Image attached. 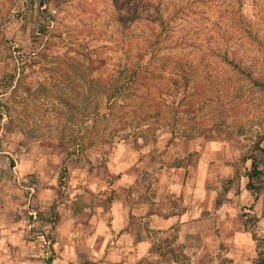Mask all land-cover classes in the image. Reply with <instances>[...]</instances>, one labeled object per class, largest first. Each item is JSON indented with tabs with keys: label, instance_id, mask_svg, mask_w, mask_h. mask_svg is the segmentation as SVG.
<instances>
[{
	"label": "rangeland",
	"instance_id": "1",
	"mask_svg": "<svg viewBox=\"0 0 264 264\" xmlns=\"http://www.w3.org/2000/svg\"><path fill=\"white\" fill-rule=\"evenodd\" d=\"M138 9L145 18L135 17ZM158 17L171 18L159 53L171 51L161 75L171 86L160 105L170 107L171 124L180 120L177 128L192 132L191 139L170 140L164 128L154 144L136 149L93 136V125L81 123L76 111L80 89L73 65L87 72L105 66L89 78L110 75L123 64L145 66L146 48L161 30L153 22ZM183 67L188 79L181 86ZM81 143L87 146L77 153ZM127 150L138 152L150 169H136L130 195L156 204L153 211L165 218L183 208L176 184L192 190L203 184L209 203L226 204L232 215L241 208L263 264L264 0H0V261L25 264L29 244L59 226L73 185L89 192L84 176ZM70 166L87 172L74 179L82 184H71ZM34 167L44 175L30 173ZM53 169L54 184L47 182ZM163 177L175 186L161 187ZM252 187L256 191L248 193ZM214 216L206 250L192 264L236 261L232 236L216 234ZM181 222L155 240L161 257L187 264L182 249L199 239L188 237Z\"/></svg>",
	"mask_w": 264,
	"mask_h": 264
},
{
	"label": "crops",
	"instance_id": "2",
	"mask_svg": "<svg viewBox=\"0 0 264 264\" xmlns=\"http://www.w3.org/2000/svg\"><path fill=\"white\" fill-rule=\"evenodd\" d=\"M138 168L143 172L150 170L140 161L138 152L119 151L104 167H95L89 178L88 175L84 176V187L89 190L85 192L73 184H82L74 179L79 177L80 171H86L80 169L78 173L74 166H70L69 174L75 195L66 210L59 211V226L50 233L39 235L47 245L43 244V239L39 236L29 244L30 258L25 264H153L158 260L167 264H181L172 258L161 257L159 243L155 240L165 231L171 230L177 222L182 223L181 219L184 222L181 224L183 232L188 237L199 239L196 246L185 245L182 249L183 258L187 264H192L194 258H198L206 250L209 222L215 214V218L219 216L216 234L227 233L232 236L231 246L237 253L234 264H259L253 232L245 230V218L240 207L232 215L233 209L226 204L217 205L211 199L208 202L203 184H196V189L192 190L190 184L178 186L176 182L168 183L163 177L161 187H174L176 184L178 193L183 190V208L180 214L164 218L153 211L156 204L145 205L139 197L130 195L137 181L134 174ZM31 170L30 173L44 175L41 168L34 167ZM56 172V169L51 170L48 180L47 176L43 177L54 184L57 180ZM204 173H200L203 178ZM115 174L120 176L114 177ZM104 189H109V193L100 195ZM186 189L189 197L186 196ZM255 189L252 187L246 191L253 192ZM233 216L236 218L235 226ZM262 222L264 230V215ZM0 264L10 262L0 261Z\"/></svg>",
	"mask_w": 264,
	"mask_h": 264
},
{
	"label": "trees",
	"instance_id": "3",
	"mask_svg": "<svg viewBox=\"0 0 264 264\" xmlns=\"http://www.w3.org/2000/svg\"><path fill=\"white\" fill-rule=\"evenodd\" d=\"M134 15L137 16V19L145 18L144 13L140 12L139 9L134 11ZM170 20V17L165 21L159 17L153 20V22L159 21L158 24L161 30L153 37L151 45L146 46L148 47L146 48V54L149 55V59L145 66H141V63L129 66L123 64L121 65L123 67L119 66L110 75L104 73L103 77L92 76L89 78V73L93 75V73L100 70H106L105 66L103 65L100 68L91 67L87 72L81 65H73L74 76L79 81L76 86L80 89L75 101L76 111L81 123L90 121L93 125L91 129L93 130V136H97V138L107 136L110 142L125 141L132 144L136 149L154 144L156 134L163 132L164 128L168 130V134L171 136L170 140L174 138L191 139L192 132L187 133L186 130L177 128L178 122H181L180 120L171 124L168 117L170 107L160 105L161 97L167 96L166 91L170 90L168 86H171L170 79L167 82L164 78H161L165 68L170 64L171 51L167 49V55L162 57L159 55L161 51H164L162 45L169 39L167 30ZM137 52H140L139 57L141 59L143 53H141V50ZM91 58H88L89 61ZM180 73L181 81L186 82L188 75L184 67L180 70ZM183 81L181 86L184 85ZM163 84L165 87H162ZM166 110L167 115L164 114ZM82 118H85V120H82ZM182 126L184 127V123H182ZM196 133L198 132L196 131ZM84 142H88V140L85 139ZM84 146L87 145L85 143L77 145L76 152H80Z\"/></svg>",
	"mask_w": 264,
	"mask_h": 264
},
{
	"label": "built area",
	"instance_id": "4",
	"mask_svg": "<svg viewBox=\"0 0 264 264\" xmlns=\"http://www.w3.org/2000/svg\"><path fill=\"white\" fill-rule=\"evenodd\" d=\"M39 238H42V237H39ZM42 239H43V240H42L43 244L46 246L47 243H46L45 239H44V238H42Z\"/></svg>",
	"mask_w": 264,
	"mask_h": 264
}]
</instances>
